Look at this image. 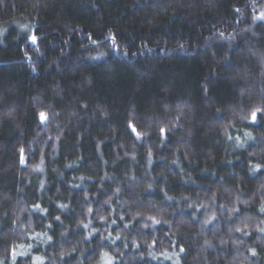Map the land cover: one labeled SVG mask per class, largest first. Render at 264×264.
I'll list each match as a JSON object with an SVG mask.
<instances>
[{
  "label": "trees",
  "instance_id": "obj_1",
  "mask_svg": "<svg viewBox=\"0 0 264 264\" xmlns=\"http://www.w3.org/2000/svg\"><path fill=\"white\" fill-rule=\"evenodd\" d=\"M262 13L0 0V264H264Z\"/></svg>",
  "mask_w": 264,
  "mask_h": 264
},
{
  "label": "snow or ice",
  "instance_id": "obj_2",
  "mask_svg": "<svg viewBox=\"0 0 264 264\" xmlns=\"http://www.w3.org/2000/svg\"><path fill=\"white\" fill-rule=\"evenodd\" d=\"M261 15H262V18H264V13H262ZM35 39H36L35 36H33L32 37L33 42H35ZM252 117H253V120H255V117H256V113L255 112H253ZM41 118L42 119L45 118V115L43 113H41ZM133 131L134 132L136 131L135 128H133ZM261 211H264V208H262ZM57 219H59V217H57ZM85 227H87V225H85ZM260 231H264V229H260ZM253 254H255V253L253 252Z\"/></svg>",
  "mask_w": 264,
  "mask_h": 264
},
{
  "label": "rangeland",
  "instance_id": "obj_3",
  "mask_svg": "<svg viewBox=\"0 0 264 264\" xmlns=\"http://www.w3.org/2000/svg\"><path fill=\"white\" fill-rule=\"evenodd\" d=\"M18 254H23V252L22 251H18L17 252V255ZM112 263V260L110 259V258H106L104 261H103V263L102 264H111Z\"/></svg>",
  "mask_w": 264,
  "mask_h": 264
}]
</instances>
